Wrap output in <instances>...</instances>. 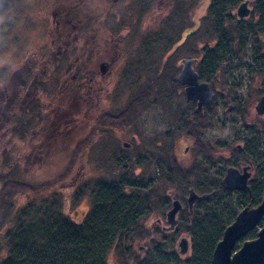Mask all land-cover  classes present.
<instances>
[{
    "label": "rangeland",
    "instance_id": "1",
    "mask_svg": "<svg viewBox=\"0 0 264 264\" xmlns=\"http://www.w3.org/2000/svg\"><path fill=\"white\" fill-rule=\"evenodd\" d=\"M108 1L111 3L110 0ZM190 1L149 0L145 4L146 0H135L134 2L133 0H121L118 4L110 6L108 11L106 9L107 24L112 31L107 39L108 53H93L91 61L93 65H97L99 60L108 61V57H114L109 63L108 69L104 73L98 71L97 68V71H92L93 82L95 83L94 86H87L91 89L89 92H87L86 87H82L76 90L75 98L62 99L60 101L62 109L57 112L55 117H52L54 120L56 117L57 119L55 121L52 119L50 121L45 120L44 125L48 132L37 138V143H34L35 148L27 147L25 149L27 154L25 163L27 161L28 163H24V167L30 174L38 173V178L43 179L44 182L60 178L67 168L71 169V172L63 180H58L53 188L54 194H57L58 198L65 197L64 210L71 219L80 220L82 212L88 208L90 203V191L98 185L99 181L103 182L106 179L120 177L122 172L120 167L124 163H126V169L132 170L134 176L143 178L144 183L150 179L156 181L159 171L157 164L161 163L158 159L161 157L159 151H162L159 146L164 143V148H167V143L172 136H176L172 141L174 157L185 167H192L196 163L204 169L208 184L205 183L203 186V192L206 193L205 190L212 185L217 187L215 198H200L199 201H204V203H199L198 198L194 201L195 204L198 202L199 205L198 219L206 211L214 212L215 218L221 215V223L225 225L231 219L233 220L243 208V205L240 204L241 199L239 197L241 196L236 193V190L220 186L228 166L227 159H222V157L228 156L227 151L230 148H241L244 145L251 152L256 165L251 169L252 176L250 179L258 191L263 190L264 115H257L254 106L264 89V67L260 71L256 60L253 58L255 54H253L254 49L251 44L245 45L240 53H233L229 46L226 47L224 49L225 58L216 62L215 71L217 74L211 87L215 95L209 103L211 109L209 111L210 116L206 119L208 125L199 133L203 143H209L212 147H216L210 159L194 148L195 143L192 136L181 133L182 130L178 128L180 116L190 113V107H195L193 101H186L182 88H175L176 92H173L174 94L170 99L157 100L154 103L147 100L143 106L134 107V111L128 113L131 115L127 118L120 117V121L116 120L115 123L110 121V116H117L120 114V110L126 109L129 105V98L135 95L137 92L135 89L141 84L147 82L146 86L152 90L172 86L169 80L156 82V76L154 77L152 69L156 64H168L172 71L174 67H178L176 76L178 75L181 59L187 56V52L185 47L175 50L174 48L181 44L189 29L194 30L196 28V22L200 17L199 13L202 11H195L194 5H188ZM24 2L25 4L30 2L27 4V8L32 9L33 0H24ZM92 2V5L94 3L96 5L97 0ZM178 2L181 7H183L184 2L187 3L183 10V16L180 14L181 12H175L172 9L174 8L173 5ZM98 4L100 5V2ZM15 9L19 10V7L17 6ZM24 9L26 10V7ZM172 14L175 15L174 18H170ZM20 15L23 16L22 13ZM36 16L39 15L36 13ZM117 19L122 21L119 29L112 24ZM31 20L33 19H29L26 13V17H22V21L10 24L4 30L3 35H7L9 38L13 34L22 36L17 45H15L16 42L13 44L15 45L14 51H29L33 48L38 28L36 26L26 28L27 23ZM48 25L49 21L41 25V28L44 29V26L47 27ZM114 28L115 30H113ZM204 29L205 24L202 21L196 32L200 33ZM6 39L7 37L3 39L5 43L3 47H0V53L10 51L12 43ZM260 40L263 42V35L260 36ZM210 41L212 45L215 43V38L213 37L207 42ZM113 42H117V45L114 46ZM203 45L204 40L198 43V47ZM35 54L13 53V58L19 62V67H21L27 58H32ZM198 55L200 57L202 54L198 53ZM21 57H23L22 62ZM257 60L264 63V54L262 53ZM11 71L7 65L0 67V96L4 97V100L11 89ZM156 83L159 86L155 85ZM1 93L3 94L1 95ZM222 94H224V98ZM52 104L54 105V102ZM53 105H50V108ZM4 109L0 101V154L8 150L4 146L5 137L2 136V132L9 130L8 123L4 121L9 110L4 112ZM16 112L15 114H20L19 111ZM53 113L54 110L50 112V114ZM106 115L108 117H105ZM97 116H100L98 118L100 119L98 130L96 135L88 140V133ZM132 137L136 139L135 143L131 142ZM123 143H130V145L124 147ZM15 144L17 145V142ZM72 149V155L65 153ZM35 155L36 157L33 158ZM221 155L223 156L219 157ZM74 156L75 160H73ZM235 156L238 155L235 153ZM33 159L37 160L31 165ZM161 160L164 161V158ZM168 190L172 189L169 188ZM77 193L80 194L81 201L76 205ZM174 194L173 192L168 194L170 201ZM243 197L245 198L246 195ZM154 199L158 198L154 195L152 203H154ZM165 211L162 214L154 210L144 220V223L151 230L150 234L158 239L157 241L162 247L161 250L163 249L162 251L168 257V263L183 264L182 261L189 255L184 258L177 253L178 238L186 234L190 246L197 239L188 234L190 233L188 230L184 231L181 224H178V229L176 228L173 232L162 230L161 224L167 225L164 219ZM185 211L180 212L182 218L185 216L184 219L186 218ZM209 213L208 217H212ZM158 218L161 219L160 225L157 223ZM147 241L149 240L145 239L134 244L140 255L146 251ZM170 253H173L174 256ZM107 264H115L113 256H108Z\"/></svg>",
    "mask_w": 264,
    "mask_h": 264
},
{
    "label": "trees",
    "instance_id": "2",
    "mask_svg": "<svg viewBox=\"0 0 264 264\" xmlns=\"http://www.w3.org/2000/svg\"><path fill=\"white\" fill-rule=\"evenodd\" d=\"M148 1L146 0L145 4ZM239 1L214 0L204 19V31L189 32L181 44L174 48L175 50L185 47L186 55L196 59L194 69L199 80L207 82L210 87L213 86L212 81L217 74L216 62L225 58L224 49L228 46L233 53H238L241 46L251 44L255 54L253 58L260 71L264 67V63L257 60L264 49V40L262 42L259 37L264 31V23H261L263 14L259 16L258 23H250L244 28L237 25L227 26L225 23V18L233 17L230 15L232 5ZM178 4L180 3H175L172 9L175 12H181L183 16L187 3L184 2L183 7ZM178 8L180 10H177ZM174 16L172 14L170 18ZM245 32L252 36L246 43ZM213 37L215 43L211 45L212 42L207 41ZM202 40L204 45L198 47V43ZM173 42L175 43V40ZM198 53L202 55L198 57ZM177 69L178 67H174L172 71L168 64H156L152 69L156 82L169 80L172 86L152 90L146 86L147 82L141 84L135 89L137 91L135 95L129 98L126 109L120 110L119 116H110L111 123H115L116 120L119 122L120 117L123 116L127 118L131 115L128 113L134 111L136 107L143 106L147 100L154 103L157 100L170 99L173 92H176L175 88H182L176 79ZM190 109V113L180 116L178 128L182 130L181 133L192 136L194 148L210 159L216 147L203 143L199 133L208 125L206 119L210 116L211 106L208 104L199 112H195L192 107ZM37 113L30 115L23 111L18 115L15 114L12 121L7 122L9 133L2 134L5 137L4 146L8 150L5 149L6 151L0 154V237H2L0 238V264H107L109 255L113 256L115 264H169L166 253L162 251L163 249L161 250L158 239L150 234L151 230L147 228L144 220L154 210L163 214L170 206L168 194L172 192L178 194L181 199L188 194L189 188H193L196 194L199 193L198 195L210 194L209 198H215L217 194L215 185L206 189V193L203 192V186L205 183L208 184L203 168L196 163L192 167H185L174 157L172 141L176 136L170 137L167 148H164V143L159 146L162 150L159 151L161 157L158 158L161 163L157 164L159 171L156 181L150 179L144 183V179L134 176V172L126 169V163H124L120 167L122 169L120 177L99 181L98 185L90 191L88 208L82 212L80 220L76 221L71 219L64 210L65 197L58 198L53 190L58 180H63L71 169L67 168L60 178L44 182L43 179L38 178V173L30 174L23 165L27 157L25 149L35 148L34 143L37 138L42 137L28 134L31 130H36L40 122ZM100 116L94 120L87 136L88 140L96 135ZM72 151L73 149L65 153L71 154ZM227 153V157H222L223 155L219 157L227 159L228 166L238 167L246 162H249L252 168L256 165L255 158L244 145L241 148H230ZM235 153L238 156H235ZM35 157L36 155L33 156ZM162 158L164 161L161 160ZM36 160L33 159V163L30 164H34ZM220 186L222 187L223 184L220 183ZM169 188L172 190L169 191ZM236 193L241 196L240 204L244 208L248 205H258L263 191H258L250 183L246 190L236 191ZM154 195L158 199H154L152 203ZM243 195L246 197L244 198ZM77 198L76 205L81 201L78 193ZM198 202L204 203V201ZM198 202L193 205L192 212L184 206L186 218L184 219V216L183 221L181 219L180 222L183 230H188L190 232L188 234L197 239L191 246L189 245L185 255L179 254L184 258L189 255L183 261L181 260L183 264H211L212 251L216 243L221 239L223 230L235 218L224 225L221 223V215L215 218L214 212L206 211L198 219L200 213ZM208 213L212 217H208ZM261 225L262 223L259 224ZM161 233L163 235V232ZM255 236L256 229L250 232L247 238ZM145 239L149 240L146 242V251L140 255L134 244ZM239 245L240 243H236L235 249Z\"/></svg>",
    "mask_w": 264,
    "mask_h": 264
},
{
    "label": "flooded vegetation",
    "instance_id": "3",
    "mask_svg": "<svg viewBox=\"0 0 264 264\" xmlns=\"http://www.w3.org/2000/svg\"><path fill=\"white\" fill-rule=\"evenodd\" d=\"M92 1L93 0H33L32 9H28L27 4L30 2L25 4L24 0H13L8 9L4 12V14H2L5 17V20L3 24H0V37H3V39L7 37L6 41L12 43L10 50L15 48L17 42H19L22 38V36L19 37L18 35L14 34L10 38L7 35H3L4 30H6L10 24L12 25L15 22L17 23L20 20L22 21V17H26L27 13L28 18L33 20L27 23L26 28H34V26L38 28L36 41L33 42V48L31 50L13 51V53L36 54L32 58H27L23 66L17 67L15 69V73V70L11 71L10 92L5 100L4 97L0 96V101L5 108L4 112L9 110L7 117L4 119L5 122L12 121L16 111H19L20 113L26 111L30 115H32V113L35 114V112H38L37 118L40 122L37 124L36 130H31L28 134L30 136H39L47 133L48 129H46L44 125L45 120L50 121L52 117H55L57 112L62 109L60 101L62 99H66L67 97L69 99L75 98L76 90L82 87H86L88 89L87 92H89L91 89H89L87 86H94L95 83L93 82L92 71H95L96 68L98 71H100L101 63H107L108 69V65L114 57H108V61L99 60L97 65L92 64L91 57L93 53H108L107 39L108 36L111 35L112 31L109 29L107 24L108 19L106 9L108 11L110 6L118 4L121 0L116 2L114 0H110L111 3H109L108 0H97L96 5L95 3L92 5ZM242 1L244 0H240L238 3L232 5L230 15L233 17L225 18V23L227 25L234 24L244 28L250 23H258L260 21L258 19L261 14L264 16V0H249V3L247 4V9L249 10L248 16L246 18L237 17L236 8ZM98 2H100V5ZM212 3H214V0H191L188 3V5L195 6H193L195 11L202 10L199 13L200 17H198V21L196 22V28L191 30L196 31L199 28L200 23L206 18L209 7ZM17 6L19 7V10L15 9ZM23 6L26 7V10ZM188 9L190 8L188 7ZM20 13L23 14L22 17ZM36 13L43 19H41L39 16H36ZM42 21L43 24L48 23L49 21V25L47 27L44 26V29L41 28V25H43ZM261 23H264V17H262ZM112 24L116 25V28L119 29L122 21L117 19L116 21L112 22ZM113 30H115V28ZM191 30L189 29V31L186 32V35L189 32H192ZM26 35L29 36L28 34ZM262 35L264 39V31L260 34V36ZM244 36L245 43L249 40V37L250 39L252 37L251 34L247 32H245ZM15 42L16 44L13 45ZM113 45H117V42H113ZM242 50L243 47L241 46V49H238V53H240ZM262 52L264 54V49ZM192 59L195 60L193 63L194 68L196 59ZM181 65L182 64H180L179 69H181ZM2 94L3 93H1V95ZM81 94L82 91L80 96ZM222 97L224 98V94H222ZM52 102H54V105ZM50 105H53V107L50 108ZM53 110L54 113L50 114V112ZM56 119L57 117L55 120ZM3 133H9V131L6 130L5 132H2V134ZM243 167H248L250 177L247 180L246 188L236 191H244L247 189L248 185L252 183V180L250 179L252 176V166H250L249 162H246L240 165V168H236L241 171ZM262 191H264V188ZM174 196L178 198L180 209L175 214L176 223L173 228L168 229L169 223L166 221L165 214L164 219L167 225H162L161 219H157L158 225L161 224L160 228L165 231L173 232L176 230V228L179 226L178 224L181 222L182 216L180 212L184 210V206L187 207L189 212H192L193 209L192 207L190 211L185 202L187 194L182 199L176 193ZM199 200L200 198H198V201ZM171 202L172 200L170 201L169 208L165 212L170 209ZM255 229L256 228H253L245 236L240 238L237 241V244L240 243L241 245L243 241L249 240L246 237ZM183 236H186V234Z\"/></svg>",
    "mask_w": 264,
    "mask_h": 264
},
{
    "label": "water",
    "instance_id": "4",
    "mask_svg": "<svg viewBox=\"0 0 264 264\" xmlns=\"http://www.w3.org/2000/svg\"><path fill=\"white\" fill-rule=\"evenodd\" d=\"M13 0H0V15L8 9ZM115 2L118 0H114ZM249 0H244L236 8V15L239 18H246L249 14L247 4ZM194 59L184 58L181 60V69L177 75V80L182 84L183 92L187 101L196 103L195 111L198 112L207 105L213 97L208 83L199 81L198 74L193 68ZM107 63L100 64V72L104 73ZM254 110L258 115H264V92L257 100ZM132 143L136 139L132 137ZM124 147L130 143H123ZM250 177L248 167H243L239 171L236 167L226 168L222 178L223 185L230 190H242L247 186ZM210 194L198 196L193 188H189L185 202L191 211L192 205L197 198L207 199ZM180 209V203L176 196L173 197L170 209L165 213L166 221L169 223L168 229L173 228L176 223L175 214ZM264 221V191L261 201L254 207L246 206L235 216L234 220L223 230L221 239L216 243L211 256V264H264V223L256 232V237L245 240L235 248L237 241L245 236L258 223ZM189 250L186 236H181L177 242V253L185 255Z\"/></svg>",
    "mask_w": 264,
    "mask_h": 264
},
{
    "label": "clouds",
    "instance_id": "5",
    "mask_svg": "<svg viewBox=\"0 0 264 264\" xmlns=\"http://www.w3.org/2000/svg\"><path fill=\"white\" fill-rule=\"evenodd\" d=\"M5 20V17L3 15H0V24H3ZM4 40L3 37H0V47L4 46ZM13 51L14 48L8 52L0 53V67H4L7 65L10 70H15L17 67H19V62H17L13 58ZM23 60V57H21V62Z\"/></svg>",
    "mask_w": 264,
    "mask_h": 264
}]
</instances>
